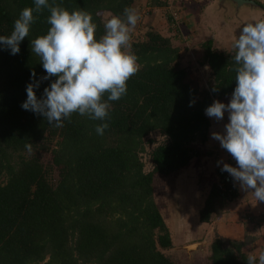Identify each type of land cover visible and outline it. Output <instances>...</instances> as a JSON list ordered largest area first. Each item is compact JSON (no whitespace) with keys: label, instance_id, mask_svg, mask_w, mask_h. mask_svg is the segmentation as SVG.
Segmentation results:
<instances>
[{"label":"trees","instance_id":"trees-1","mask_svg":"<svg viewBox=\"0 0 264 264\" xmlns=\"http://www.w3.org/2000/svg\"><path fill=\"white\" fill-rule=\"evenodd\" d=\"M146 1L158 10L170 2ZM249 1L264 20V3ZM49 3L90 12L96 39L105 34V13L122 16L125 7H134L133 0ZM25 7L34 8V0H0V35L11 34ZM185 8L179 19L166 11L164 35L147 25L143 37L131 42L140 70L127 81V94L110 102L107 121L73 114L55 127L22 109L33 72L36 80L46 75L30 40L47 34V9L34 13L38 19L18 54L0 45V264H174L163 254L172 249V240L153 200V182L206 156L193 146H204L211 136L205 109L231 99L236 87L233 49L218 51L209 40L192 46L193 33L186 45L190 26L180 14ZM195 48L202 55L194 61ZM181 51L188 59L184 63ZM193 64L208 70L202 88L189 69ZM51 82L35 90L38 98ZM104 122L109 127L98 135L95 128ZM26 144H32L30 153ZM218 169L199 211L202 224L219 219L223 204L236 199V191L217 188ZM253 243L252 237L215 236L208 246L210 262L247 264L243 250Z\"/></svg>","mask_w":264,"mask_h":264},{"label":"clouds","instance_id":"clouds-1","mask_svg":"<svg viewBox=\"0 0 264 264\" xmlns=\"http://www.w3.org/2000/svg\"><path fill=\"white\" fill-rule=\"evenodd\" d=\"M34 5L21 11L10 35H0V45L16 55L38 19L34 13H42L44 9L50 13L47 34L30 40L31 51L39 57L46 75L36 80L33 72L22 109L43 116L55 127H63V122L73 114L107 121L110 102L127 94V81L140 70L139 58L131 44L141 19L138 10L125 7L122 16L109 13L105 34L96 39L97 24L90 12L83 9L70 12L49 0H34ZM232 49L236 73L232 97L227 104L214 101L205 114L220 122L228 113L223 133L213 132L211 137L237 166L218 163L223 164L221 170L229 173L242 190H251L256 202H264V20L245 24L234 37ZM48 80L52 82L38 98L35 90ZM193 104L194 101L189 106ZM108 127L104 122L95 131L103 135ZM25 148L30 153L32 144H26ZM247 264H264V251L258 255L249 253Z\"/></svg>","mask_w":264,"mask_h":264},{"label":"rangeland","instance_id":"rangeland-1","mask_svg":"<svg viewBox=\"0 0 264 264\" xmlns=\"http://www.w3.org/2000/svg\"><path fill=\"white\" fill-rule=\"evenodd\" d=\"M169 1L168 9L158 10L157 8H152L147 5L149 1L133 0V6L138 10L141 19L132 34L131 42L137 38L143 37L147 25L160 31L164 35L166 23L164 17L166 16V11L175 14L174 18L179 19L180 15L178 12L180 9H183L184 5L187 8L180 14L184 17L182 18L184 19L185 26H190L186 38L187 46L191 44H188V38L190 33H193L195 39L192 41V46L204 40H209L212 42L214 49L228 52L232 49L234 37L239 35L240 30L245 24L261 21L260 14L256 13L259 12L257 9L244 7L240 10H236V7L228 2L226 3L227 6L225 9H218L214 0H186L187 2L184 5L181 0ZM258 1L261 2V4L264 3V0ZM246 10L249 11L247 12ZM102 19L103 23H105L107 19H109V15L105 13ZM201 55V51L195 48V54L192 55V58L195 61L197 58H200ZM180 56L184 58L183 63L186 60L188 61L185 52L181 51ZM189 69H191L200 88L204 87L209 79L208 70L195 67V64ZM229 101L230 99L226 98L220 102L227 104ZM209 120L211 134L213 132L223 133L224 124L228 123V113H225L223 121L217 122L214 118H209ZM193 146L207 153L206 156H209L207 158L214 160V162L217 161V158L221 159L222 156V161L224 160L225 162L228 160V157L226 160L224 159L228 152L222 149L219 142L212 139L211 136L204 146L198 144ZM205 157L202 160H195L187 171L188 173L191 172V170H189L191 168L196 171V173H191V175H194L193 179L195 182L193 181L191 183L193 184L192 189L185 200L186 210L187 213L190 211L194 213L195 209L196 211L198 210V217L199 211L202 209L204 200L206 199V195L213 184L212 176L214 173H208L206 169L210 167L203 166L206 165ZM212 160L210 162H212ZM216 168L217 165L215 166V170ZM202 177H205L204 181ZM177 178L179 179L176 173L168 178L156 177L153 182V200L169 230L172 240V249L163 252V254L174 264H211L208 246L215 236L225 239L233 237L237 239L236 241H238V239L239 241H244L247 240V237L249 239L252 237L254 239L253 245L245 247L243 252L248 256L249 253L258 255L259 251H264V202L257 203V207L252 204L251 207H249L250 209L243 210L245 206H240L241 203L245 201L243 197L246 196V194H241L244 190L240 187L236 190V202L232 204L224 203L223 215L219 219L209 224L200 223L198 217L197 220L194 217L189 218L187 216L184 220L181 216L179 217V208H181V206L180 203H177V200L182 198V196H186L187 193L184 192L183 194L185 195L177 196L183 192L182 189L177 191ZM185 182H189V180L185 179ZM185 205H183L184 208ZM254 211L259 212L256 213ZM249 216L254 219L252 221L247 220ZM201 243H205L206 246L202 249L198 248L190 253L186 252L185 249L187 247Z\"/></svg>","mask_w":264,"mask_h":264},{"label":"crops","instance_id":"crops-1","mask_svg":"<svg viewBox=\"0 0 264 264\" xmlns=\"http://www.w3.org/2000/svg\"><path fill=\"white\" fill-rule=\"evenodd\" d=\"M216 3V2H215ZM216 5H217V3H216ZM218 6V5H217ZM227 5H226V3L223 5V8H221V9H225V7H226ZM218 9H220L219 8V6H218ZM223 154H225V153H223ZM219 156H221V155H219ZM228 157V160H226V158ZM222 158H223V156H222ZM222 158L221 159H218L217 158V161H215L214 162V160H212V159H208V158H205L206 159V165H203L204 167L205 166H207V167H210V168H208V169H206V171L208 172V173H214V175L212 176V178H213V183L215 182V166L217 165V167H223V164L222 163H218V162H220V161H222ZM226 161L224 162V160H223V162L224 163H227V164H229V165H231V166H233V167H236L237 165H236V161L230 156V154L229 153H226V157L224 158ZM212 160V162H210ZM214 163V164H213ZM203 167V168H204ZM189 170H191V172H187L188 171V169H186V170H182V171H180V172H178L177 173V177H179V179L177 178V191H180L181 189L183 190V192L182 193H180V194H178L177 196H180V195H185V194H183L184 192H186L187 194H186V196H182V198H180L179 200H177V203H180V206H181V208H179L180 210H179V217L181 216L184 220L187 218V216L189 217V218H196L197 219V217H198V210L196 211V209H195V211H194V213H192L191 211L190 212H188L187 213V210H186V205H185V200L187 199V196L189 195V193H190V191H191V189H192V186H193V184H191L193 181H194V179H193V174L191 175V173H193V172H195L196 173V171H194V170H192V169H189ZM208 177V176H207ZM206 177V178H207ZM203 178V181L205 180L204 178L205 177H202ZM209 178V177H208ZM185 179L186 180H189V182H185ZM198 180V179H197ZM195 182V181H194ZM198 183V182H197ZM243 193H245L246 194V196H244L243 198H245L244 200V202H242L241 203V206L240 207H243V206H245V208L243 209V210H246V209H248L249 207H251V205L253 204V205H255V207H257L258 206V204H259V202H256V200H255V198L250 194L251 193V190H249V191H243L241 194L243 195ZM233 202H236V199L233 201ZM233 202H229L228 204H232ZM239 202V201H238ZM183 203V204H182ZM258 203V204H257ZM183 205H185V208L183 207ZM224 206V205H223ZM250 209V208H249ZM254 212H256V211H254ZM257 212H259V211H257ZM256 212V213H257ZM198 219H199V217H198ZM197 219V220H198ZM228 238H230V239H234V240H237V239H235V238H231V237H228ZM185 240V239H184ZM186 241V240H185ZM238 241H239V239H238Z\"/></svg>","mask_w":264,"mask_h":264},{"label":"built area","instance_id":"built-area-1","mask_svg":"<svg viewBox=\"0 0 264 264\" xmlns=\"http://www.w3.org/2000/svg\"><path fill=\"white\" fill-rule=\"evenodd\" d=\"M216 176V186L220 191H222V193H233L241 187L229 173L224 172L221 169L217 170Z\"/></svg>","mask_w":264,"mask_h":264},{"label":"water","instance_id":"water-1","mask_svg":"<svg viewBox=\"0 0 264 264\" xmlns=\"http://www.w3.org/2000/svg\"><path fill=\"white\" fill-rule=\"evenodd\" d=\"M214 1L217 3V5L219 6L220 9L223 8V5L225 3H227V2L232 4V5H234L236 7V10H240V9H242L244 7H250V8H253V9L258 8V6L256 5L255 2L249 1V0H214ZM246 11L248 12L249 10H246ZM191 246H194V248L190 249ZM191 246H189V247H187L185 249L186 252L190 253V252H192L194 250H197L198 248L202 249L203 247L206 246V244L205 243H201V244H194V245H191Z\"/></svg>","mask_w":264,"mask_h":264},{"label":"bare ground","instance_id":"bare-ground-1","mask_svg":"<svg viewBox=\"0 0 264 264\" xmlns=\"http://www.w3.org/2000/svg\"><path fill=\"white\" fill-rule=\"evenodd\" d=\"M193 248H194V246H191V247H190V249H193Z\"/></svg>","mask_w":264,"mask_h":264}]
</instances>
